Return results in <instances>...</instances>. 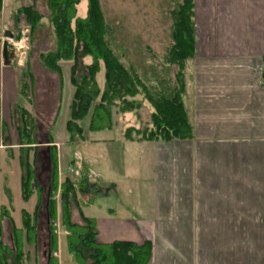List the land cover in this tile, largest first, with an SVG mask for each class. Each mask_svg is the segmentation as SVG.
Returning a JSON list of instances; mask_svg holds the SVG:
<instances>
[{
    "label": "crops",
    "instance_id": "crops-1",
    "mask_svg": "<svg viewBox=\"0 0 264 264\" xmlns=\"http://www.w3.org/2000/svg\"><path fill=\"white\" fill-rule=\"evenodd\" d=\"M193 1L195 48L187 62L190 85L184 98L191 138L164 142L123 136L113 146L114 125L90 131L86 122L83 139L71 142L66 119L65 134L57 141L52 131L61 101L65 97L70 106L73 97L72 63L59 61V71H52L39 57L47 51L37 58L41 74L58 84L49 127L36 117L30 84L21 92L23 73L33 74L29 61L22 69L21 55L7 64L0 56V155L18 163L14 123L19 117L15 107L21 108L39 129L31 160L38 163L43 156L49 163L53 145L58 175L68 176L78 160L73 147L87 143L90 163L87 169L78 163L80 174L88 173L113 190L118 183L107 172L119 168L129 192L110 207L99 204L95 191L86 212L80 208L72 213L77 222L80 214L94 220L97 243H148L145 264H264V0ZM0 2L2 12L4 0ZM64 62L70 65L64 68ZM97 85L102 90L104 77L102 86ZM85 131L100 136L87 140ZM29 248L24 250L28 257ZM54 252L59 264H77L67 248L66 254L59 246Z\"/></svg>",
    "mask_w": 264,
    "mask_h": 264
},
{
    "label": "trees",
    "instance_id": "trees-1",
    "mask_svg": "<svg viewBox=\"0 0 264 264\" xmlns=\"http://www.w3.org/2000/svg\"><path fill=\"white\" fill-rule=\"evenodd\" d=\"M79 1L46 0V16L40 14L34 5L23 6L18 11L25 18L31 32L40 26L43 18L52 28L55 38L54 49L39 56L45 67L58 72L59 61H71L72 63L70 83L74 91L69 108V118L66 122L70 141L83 139L82 121L86 118H88L87 129L90 131L112 127L114 114L138 109L140 102L136 103V97L139 94L151 108L149 123L144 129H136L132 126L126 128L124 136L127 139H131L129 131L135 133L137 140L167 142L173 139L191 138L192 125L184 100L186 90L185 76L182 71L194 55V1L180 0L172 10L171 38L173 43L166 56L168 61L177 64L174 82L169 78L166 79L164 72L154 71L152 73L151 68L141 69L123 60L122 56L117 54L116 40L110 32L109 25L103 19L98 0H87V10L83 18L76 16ZM85 57L90 59L87 64L83 63ZM101 65L104 72L102 90L96 82V74ZM148 72L152 74L147 78ZM153 82L156 84L153 85ZM25 89L26 83L22 81L21 92H25ZM15 111L19 116L14 123L18 134L19 186L21 197L26 203L34 193L32 186L38 187L33 173L34 159H30V152H36L35 145L38 142L39 129L25 110L15 107ZM48 142L52 143L50 138ZM49 164L51 166L47 188L49 194L46 192L47 201L46 199L44 201L45 205L48 204V207H45L48 229V247L44 252L45 264H57L56 258L52 256L57 247V240L48 219L52 218L55 212V204L54 207L49 205L52 203L49 195L55 194L58 187L62 207V225L70 231L67 236V250L74 255L77 264H111L115 259L120 264H145L148 257V243L140 247L126 241H115L109 244L97 243L95 241L97 231L93 219L80 214V224H74L71 221V208L77 203L75 182L65 178L59 183L57 156L53 145L49 150ZM86 180L88 177L83 179L85 182ZM3 187L8 194L9 188L5 182ZM95 187L94 183L88 182L85 186L80 185L79 189L82 193H90L91 190L96 191ZM8 214L5 216L0 213V264H23L26 259L23 245L32 242L30 236L31 231H35L32 228L36 213L29 218V213L22 209L19 226L14 225L11 220L10 247L6 246L1 239V220L7 218L9 221L11 217ZM87 260L90 262L88 263Z\"/></svg>",
    "mask_w": 264,
    "mask_h": 264
},
{
    "label": "rangeland",
    "instance_id": "rangeland-1",
    "mask_svg": "<svg viewBox=\"0 0 264 264\" xmlns=\"http://www.w3.org/2000/svg\"><path fill=\"white\" fill-rule=\"evenodd\" d=\"M34 1L4 0V7L2 9V12L0 2V56L2 59V42L4 41L3 39L6 35V37L12 36V38H9H11L15 43H19L22 40V43H20L22 45L21 48L12 45V48L9 50H14V56H16V54L22 56V69L24 68V64H26V61H29V66H31V71L33 72V74H31L30 78L29 75H24L27 73H23V77L26 78V89L30 84L31 91L33 92L32 99L33 103L35 104V110L37 113L36 117L41 120L46 127H49L51 120L54 117L55 109L57 108V101L55 97L57 95L56 93H58V91H56L58 84L56 81L49 79L46 75L41 74V65L37 57L40 52H47L54 49L55 38L52 32V28L45 18L41 19L40 26H38V28H36L34 32H31L29 25L25 21V18L18 12L21 7L28 6L30 3H32V5H34L35 9L40 14L46 16V0ZM179 1L180 0H98L103 19L109 25L110 32L116 40L115 44L118 47L117 54L121 55L123 60L130 62L134 66H138L141 69L151 68L152 73L154 71L164 72V74L166 75V79L169 78V80L174 82L177 71V64H175L174 62L171 63L172 61H168L166 53L173 43L171 38L173 23L172 10L177 6ZM86 10L87 0H80L77 5L76 16L83 18L86 14ZM8 34L10 35L8 36ZM195 35L196 29L194 23V44ZM171 58L172 60H174L173 56ZM14 61L16 62V60ZM89 61L90 60L88 57H86L85 59L83 58L84 64ZM69 65V62H64L62 67L67 68ZM188 66L189 65L186 64L182 71L185 76V95L187 93L188 86L190 85V76L188 74L190 71ZM152 73L148 72L146 77H150ZM96 79L99 86L101 87L103 83L102 70L97 74ZM22 81L24 82V79ZM153 83V85L156 84V82ZM49 89H51V91H48ZM50 94L51 98L53 96L54 100L51 98L49 99ZM138 102H140V106L138 107V109L132 110L130 112H124L118 115H113L112 121L114 130L116 129L115 134H112L111 136V138L114 139V144H112L113 146L119 141V138L122 139V137L124 136L126 125L129 126V124H131L133 125L132 127L136 129H144L146 128V126H148L149 113L151 108L149 107L148 102L143 99V96L141 94L137 95L136 97V103ZM69 108V100H65L64 97L61 101L58 118L52 131L53 136L57 141L61 140V137L65 134L64 122L66 119H68ZM86 122L87 120H84L82 124L85 125ZM10 126L13 129V122L10 123ZM85 132L87 140L92 139L96 136H100L99 132ZM128 133L129 137L131 138L137 137L133 131H129ZM39 140L42 141L45 139L42 137V139ZM73 148L78 159L74 162L75 171L72 172L71 169H69L66 172L69 174L68 176H65L66 174L63 172V174L59 177L57 170V179L59 183L63 182L65 178L69 179L72 182H75L74 188L76 189L77 203L74 205L75 207L71 208L70 218L74 224H80L81 220L77 222L73 219V210L80 211L81 208L83 212H86L89 206H86L85 204L90 201L91 194H96V192L100 193V195L97 197L98 202H100L99 204H105L111 207L112 205H114L116 199L118 197H122L125 191L128 190L122 185L124 181H122L117 174L119 168H117V172L113 171L110 168L107 172V174L109 175L108 177L115 181L116 184L118 183L117 189L115 190L110 188V184L99 182V180L94 179V177L92 175H89L88 173L80 174L78 163L82 164V167H84V169H87V165H89L90 163L88 156L89 154L87 151L88 144H78ZM16 155L17 151L15 152V156ZM41 158L42 159L37 161L38 163L34 161L33 173L36 177L38 187L32 186L34 193L25 203V201H23L21 197L20 186L18 185V178L20 176L19 165H17L18 163L15 160L10 161L3 152L0 155V213L5 214V216L7 213H9L8 215L10 217L12 216L9 221L7 218H3L1 220L2 242L6 246H11V220L13 221V223L20 225L22 209L29 213V218H31L33 214L36 213L34 219V227L32 228L35 229V231L32 230L30 236L32 242L31 244L24 243L23 245V251L30 247L29 249L31 250L32 254L30 257L26 255V259H24L23 264H45L46 260L44 252L48 247V229L45 219L47 209H45V207H48V204L45 205L44 201L46 199V192L49 194L47 188L51 176V166L47 161H44L43 156ZM46 166L48 169H46ZM86 177H88V180H86L85 182L83 181V179H86ZM4 182L9 188L8 194L4 190ZM88 182H92L96 185V187L100 188L96 190L95 193H93V190H91L90 193H82L79 189L80 185L85 186ZM11 191L13 196L11 194ZM144 193L147 194L146 191ZM50 195L49 198L51 199V202L54 203H49V205L51 207H54L55 204L54 215L52 216V218L48 219L51 228L53 230L54 226L52 222L58 219L60 227L68 232L67 235H64L63 233L60 236H57L53 231L57 240V247L55 251L58 250L59 246V251L63 252V254H66L67 236L69 235L70 231L62 225V207L59 187L57 188L55 194ZM129 195L131 197L133 196L131 193H129ZM67 253L70 254L68 250ZM54 258H56L57 264H59L58 258L56 256H54ZM87 262L89 263L90 261L87 260ZM82 263H84V261H82ZM111 264H120V262L115 259Z\"/></svg>",
    "mask_w": 264,
    "mask_h": 264
},
{
    "label": "built area",
    "instance_id": "built-area-1",
    "mask_svg": "<svg viewBox=\"0 0 264 264\" xmlns=\"http://www.w3.org/2000/svg\"><path fill=\"white\" fill-rule=\"evenodd\" d=\"M3 40H5V41H7L8 43H10L11 45H14V46H18V47H20L21 48V44L20 43H22V40L19 42V43H15L11 38H9V37H4V39ZM52 224H53V231H54V233L57 235V236H60L61 234H63L64 233V235H67L68 234V232L66 231V230H63L61 227H60V224H59V220L57 219V220H55L54 222H52ZM53 256H56V253L55 252H53Z\"/></svg>",
    "mask_w": 264,
    "mask_h": 264
},
{
    "label": "water",
    "instance_id": "water-1",
    "mask_svg": "<svg viewBox=\"0 0 264 264\" xmlns=\"http://www.w3.org/2000/svg\"><path fill=\"white\" fill-rule=\"evenodd\" d=\"M9 35L10 34H8V36ZM9 37L12 38V36H9ZM11 48H12V45L10 43H8L5 40L2 42V58L6 64L9 63V61L14 57V54H15L14 50H9Z\"/></svg>",
    "mask_w": 264,
    "mask_h": 264
}]
</instances>
